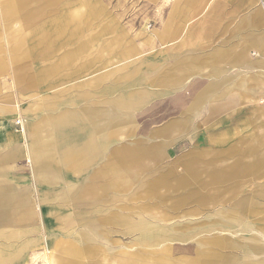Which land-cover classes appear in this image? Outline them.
<instances>
[{
    "label": "rangeland",
    "instance_id": "rangeland-1",
    "mask_svg": "<svg viewBox=\"0 0 264 264\" xmlns=\"http://www.w3.org/2000/svg\"><path fill=\"white\" fill-rule=\"evenodd\" d=\"M14 1L0 0V58L5 61L0 71V105L12 110L4 117L7 127L2 131L0 154L16 150L19 153L1 170L0 180L5 179L27 197L32 196L33 201L36 199L33 190L49 193L54 189L37 185L32 178L24 140L20 136L25 116H20L18 110L30 103L35 106L49 103L72 110H79L87 103L100 105L113 93L106 90L122 85L124 74L142 68L139 59L154 56L155 61L159 50L165 51L167 63L189 53L201 59L213 49L226 50L238 42L237 37L252 33L254 26H250V20L254 14L262 17L264 23V0L177 3L176 12L185 11L187 22L176 37L159 46L149 43V38L158 31L160 14L166 16L174 0H37L28 2L22 10H15L12 17L8 16V10L3 14L7 4L13 7ZM78 11L85 25L74 32L70 19L63 18ZM62 21H67L65 29L57 32L62 28L59 24ZM116 33H123L135 46V55L119 58L116 51L100 48ZM95 34L99 35L95 45H90L70 67L33 82V75L72 50L74 44L89 41L86 38ZM52 46L57 49L54 55L48 53ZM246 53L248 60L255 58L253 50ZM11 58H15L16 63H9ZM217 67L230 68L223 61ZM206 71L207 68L176 85H168L162 94L149 97L142 107L131 111L134 124L105 147L111 150L129 142L156 143L155 130L180 123L185 118L184 127L177 133H170L168 145L161 150L153 167L171 171L178 179L182 178V184H175L173 175L175 178L168 177L166 183L151 182V193L130 190L114 199L108 192V198L86 204L33 203L34 212L39 213L37 222L55 227L59 226L57 217L111 209L128 215L135 225L129 230L117 227L110 237L118 241L113 249L122 257L147 253L152 256L165 254L168 260L177 259V264H264V92L258 90L264 84V65L255 71L257 73H252L253 77L258 76L260 83L253 88L255 94L239 98L234 88L220 89L217 95L205 97L198 112L186 113L190 95L204 88L206 81L200 75ZM251 77L246 78L248 84L253 83ZM243 78L237 76L234 82ZM156 88L153 85L148 89L151 92ZM69 101L73 102L72 106L68 105ZM26 117L33 120L29 115ZM83 141L80 137L75 145ZM256 143H259L256 149L243 150L246 145ZM199 153L203 155L201 161L211 165L209 168L195 165L196 160L190 155ZM102 161L100 159L78 175L62 171V180L77 184ZM144 164L152 168L154 162ZM255 165L259 166V171ZM47 213L50 216L45 215ZM57 226L60 231H51L50 235L62 239L74 238L81 229L80 225L66 229ZM145 227L151 229V241L146 246L138 238L146 232ZM5 229L0 215V264H48L41 242L43 229L27 233L24 226H19L15 230H20V234L14 237L7 233L4 239L2 230ZM158 241L160 245L155 244ZM97 249L76 264L114 263L110 254L106 255L99 246ZM48 251V254L53 253V249Z\"/></svg>",
    "mask_w": 264,
    "mask_h": 264
},
{
    "label": "crops",
    "instance_id": "crops-1",
    "mask_svg": "<svg viewBox=\"0 0 264 264\" xmlns=\"http://www.w3.org/2000/svg\"><path fill=\"white\" fill-rule=\"evenodd\" d=\"M191 2H193V0H174L171 11L166 16L160 14L158 31L153 33L149 43H157L159 46H162L166 40L176 37L183 28V25L187 22L185 11L181 10V12H176V7H178L177 3L189 4ZM261 18L262 17L258 14L252 16L250 20V26H254L252 33L243 37L240 36L241 38L237 37L238 42L226 50L219 48L213 49L208 55L203 56L201 59H197L194 53H189L183 57H176L174 60L167 63L165 62L166 53L164 50H159L157 53L158 59L155 61L153 58L154 56L142 58L143 60L139 59L141 63H139V66H142V72L140 73V68L129 70L123 75L124 82L121 85L122 87L118 86L116 90H107L109 94L110 92H114L112 93L113 96L111 95V97L101 101L100 105H91L87 103V105L79 110H72L69 107H54L53 104L49 103H44L39 106L30 103L24 107L21 112L18 110L19 115L25 116L20 136L24 140V151L30 163L32 178L37 185H42L54 190L49 193L48 191L39 193L33 190V193H35L34 196L36 197L35 201H33V199H31L32 196L27 197L21 190H16L15 187L5 179L0 180V215H2V226L7 228L4 231L2 230V238L6 239L8 236L6 235L7 233H10V235L14 237L18 233L20 234V230V232L15 230L19 226H24L28 231L27 233H34L36 230L43 229L44 236H42L41 242L46 252L48 264H76L85 255L97 252V246H99L106 255L110 254L111 260L114 262L113 264H177V259L168 260L165 254H154L153 256L150 254L147 255V253L136 256L127 254L122 257L121 254L115 252L113 246L118 241L112 240L110 237L116 232V228L120 227L129 230V228L132 229L135 226L132 225V221L128 215H121L115 213V211L111 209H104L103 211L97 210V212L91 214L76 215L75 217L71 215L62 218L57 217L56 223L59 224V226H56L59 228L66 229L72 225H80L81 228L75 233L74 238L62 239L50 235L51 231H60L56 226L51 227L50 223L37 222L36 215H39V213L34 212L33 203L44 204L50 201H56L67 205H69V203L75 204L76 202L86 204L87 201L96 203L100 201V198H108V192L114 199L118 197L117 195L123 193L128 194L130 190L131 192L148 191L151 193V182L166 183L167 178L173 175L176 177L174 181H178V184H180L182 178L178 179L176 174L172 175V172L169 170H155L153 167L156 165V159L162 154L161 150L164 146L168 145L167 140H169L170 133H177L180 131L186 124L184 123L186 122L185 118L180 123H172L163 126L161 129L155 130L153 134L158 137L156 143L138 145V142H129L126 145L111 150L106 149L105 145H108L109 142L111 143L117 136L124 135V129L134 124V118L130 114L131 111L142 107L149 97L162 94V91H164L168 85H176L181 80L189 79L196 75V73L200 74V71L202 72L206 68L208 71L200 75V77L204 78L206 81L204 88L196 95H190L189 103L186 105V113L193 114L198 112L203 106L201 104L204 102L205 97L207 95H217L220 89L234 88L239 98L246 95L251 96L253 95L251 94L252 92L255 94L253 88L260 86V83L257 82L258 76L253 77L252 73H257L255 71H258L260 67L264 65V23ZM98 37L99 35L95 34L94 36L86 38L89 41L83 40L74 44L75 46L72 50L58 56L52 65L38 72L36 75H33V82L41 81L43 78H48L47 76L53 75V73L66 70L75 59L84 54L90 45H95ZM127 42L128 40L123 33L119 35L116 33L112 38L105 41L100 48L116 51L119 58L131 57L135 55L136 48L131 42ZM55 47L56 46H52L51 49L48 50V53L51 52L54 55L57 50ZM78 49L80 50L78 54L73 55ZM249 49L253 50L255 55V58L252 60L246 58V51ZM16 61L15 58H11L9 63L13 64L16 63ZM222 61L230 66V68H227V70L218 68L217 65ZM4 64L5 61L0 58V71L2 67H4ZM144 64L147 66H144ZM83 65L84 64L79 65L80 67L78 69H81ZM231 68H235L234 71H230ZM78 69L74 70L81 71ZM240 75L245 78H243V80L237 79L238 81L234 82V79ZM247 77L252 78V84L247 83ZM153 85H156L157 88L150 92L148 88ZM258 90L264 92L263 83L262 87H259ZM29 102H31V100ZM68 105L72 106L73 102L69 101ZM2 106L3 105H0V116L2 117V122L0 124V142H2V131H4V127H7V121L4 117L12 112L9 107ZM28 110H30V112ZM27 115L33 117V120L28 119L26 117ZM52 118H55L58 123H56L55 119L51 121L53 120ZM62 118L64 121H62ZM80 137L84 139V143L82 142L75 145L76 140ZM105 137L108 138L106 139ZM4 140L6 141L7 139L5 138ZM75 146H77V148H75ZM80 147L83 149L80 150ZM18 153L19 152L16 150L0 154V172L3 168L7 167L10 161L14 160ZM72 153H74V155ZM95 154L97 157H95ZM59 155L62 156L60 157ZM190 157L193 161L196 160V166H206L207 168L211 166L209 163L204 164L201 161V157H203L202 153L193 154L190 155ZM100 159L103 160L102 163L91 170L88 176L81 182L72 184L62 180V171H68L74 175H78L81 174V172H85L86 169L88 170V166L91 167ZM149 161L154 162L152 168L144 164V162ZM182 165L185 166L186 164L183 163ZM174 176L173 179L175 178ZM140 184L142 185L140 186ZM45 215L50 216L48 213ZM47 219H50V217ZM145 230L146 232L144 234L138 236L139 240L144 243V246L151 241V229L146 228ZM61 234L65 235L66 233ZM155 244L160 245L161 241ZM71 246L77 247L83 254L72 255L69 252ZM104 247L106 248L104 249ZM49 249H53V253L48 254ZM117 255L121 257H119V259L114 258ZM108 262L111 261L108 259ZM3 263L6 262L3 261Z\"/></svg>",
    "mask_w": 264,
    "mask_h": 264
},
{
    "label": "bare ground",
    "instance_id": "bare-ground-1",
    "mask_svg": "<svg viewBox=\"0 0 264 264\" xmlns=\"http://www.w3.org/2000/svg\"><path fill=\"white\" fill-rule=\"evenodd\" d=\"M30 1H37V0H15L14 1V3H13V7H11V4H7V6H6V8L3 10V14H5V12H7V10H8V16L9 17H12V13H16V11H18V10H22V9H24V6H26L27 5V3L28 2H30ZM16 10V11H15ZM100 10H102V9H100ZM100 12V11H99ZM82 13L81 12H74L73 14H68V16H66V17H64L63 19H65V18H67V19H70V22H72V29L74 30V32H79L80 30H82L83 29V26L85 25V21L82 19V18H80L82 15H81ZM24 16H25V14H23ZM28 15H26L25 17H27ZM66 22L67 21H62L61 23H59L60 24V27H62V28H59V29H57L56 31L57 32H60V30H64L65 29V26L64 25H66ZM63 30L61 31V32H63ZM159 34V33H158ZM241 38V37H240ZM149 40H150V38H149ZM156 41V40H155ZM240 41V40H239ZM242 41V40H241ZM244 43V42H243ZM19 44H21L22 45V42H19ZM245 44V43H244ZM80 50L78 49V50H76L74 53H73V55H75V54H78V52H79ZM164 55V54H163ZM160 56V55H159ZM72 57H74V56H72ZM150 57V56H149ZM148 57V58H149ZM162 57V56H161ZM263 57V56H262ZM144 59V58H143ZM142 59V60H143ZM141 60V61H142ZM146 60V59H145ZM148 60V59H147ZM159 61V60H158ZM161 61V60H160ZM254 61V60H253ZM149 62V61H148ZM155 63V62H154ZM253 63V62H252ZM251 63V64H252ZM141 64V63H140ZM148 64V63H147ZM160 64H162V63H160ZM158 65H159V63H158ZM144 66H147V65H145L144 64ZM141 67V66H140ZM157 67V66H156ZM158 69V68H157ZM256 69V68H255ZM144 70V69H143ZM147 71H148V69H147ZM150 71V70H149ZM161 71V70H160ZM154 73V72H153ZM145 74V73H144ZM142 75V74H141ZM150 76V75H149ZM144 77V76H143ZM136 81V80H135ZM137 82V81H136ZM131 83V82H130ZM140 83V82H139ZM138 83V84H139ZM147 83V82H146ZM133 84V83H132ZM148 84H149V82H148ZM131 86V85H130ZM119 87H122V86H119ZM132 87V86H131ZM126 88V87H125ZM124 88V89H125ZM129 88V87H128ZM130 89V88H129ZM116 90V89H115ZM122 90H123V88H122ZM107 91V90H106ZM116 92V91H115ZM111 93V92H110ZM114 93V92H113ZM113 96V95H112ZM111 97V96H110ZM192 100V99H191ZM3 107V106H2ZM5 107V106H4ZM10 109V108H9ZM27 109H28V107H27ZM61 110V109H60ZM29 112H30V110H28ZM27 111V112H28ZM8 112V111H7ZM20 112H21V110H20ZM67 112H68V110H67ZM69 112H70V109H69ZM73 112V111H72ZM76 112V111H75ZM74 112V113H75ZM23 113V112H22ZM21 113V114H22ZM26 113V112H25ZM64 113V112H63ZM65 113H66V111H65ZM41 114V113H40ZM43 114V113H42ZM61 114V113H60ZM70 114V113H69ZM39 115V114H38ZM49 115V114H48ZM57 115V114H56ZM59 115V114H58ZM71 115V114H70ZM21 116V115H20ZM23 116V115H22ZM30 116V115H29ZM50 116V115H49ZM64 116V115H63ZM80 116V115H79ZM56 117V116H55ZM50 118V117H49ZM57 118V117H56ZM64 118H65V116H64ZM53 119V118H52ZM55 119V118H54ZM54 119L53 120H51V121H54ZM58 119V118H57ZM75 119H76V116H75ZM59 120V119H58ZM71 120V119H70ZM50 121V122H51ZM55 121H56V119H55ZM62 121H64V119L62 118ZM67 121V120H66ZM77 121V120H76ZM59 122H61V121H59ZM67 122H69V121H67ZM72 122V121H71ZM82 122H84V121H82ZM5 123H6V121H5ZM56 123H58V121H56ZM63 123V122H62ZM50 124V123H49ZM65 124H66V122H65ZM77 126V125H76ZM85 126V125H84ZM131 126V125H130ZM82 128V127H81ZM68 129V128H67ZM75 131H76V129H75ZM78 131V130H77ZM123 131V130H122ZM125 131V130H124ZM76 133V132H75ZM83 133V132H82ZM119 133V132H118ZM124 133V132H123ZM68 134V133H67ZM89 134V133H88ZM121 134H122V132H121ZM60 135V134H59ZM86 135H87V133H86ZM90 135H91V133H90ZM103 135V134H102ZM106 136V135H105ZM110 136V135H109ZM69 137V136H68ZM91 137V136H90ZM96 137V136H95ZM54 138V137H53ZM75 138V137H74ZM82 138V137H81ZM86 138V137H85ZM88 138V137H87ZM93 138V137H92ZM106 138V137H105ZM108 138V137H107ZM106 138V139H107ZM74 140V139H73ZM92 140V139H91ZM114 140V139H113ZM67 141V140H66ZM93 141V140H92ZM100 141H101V139H100ZM86 142V141H85ZM97 142V141H96ZM74 143V142H73ZM84 143V142H83ZM99 143V142H98ZM104 143H107V142H104ZM103 143V144H104ZM110 143V142H109ZM108 143V144H109ZM102 144V143H101ZM257 144H259V143H256V144H251V145H246V147H244V149L243 150H251V149H256V147H255V145H257ZM55 145V144H54ZM84 145V144H83ZM95 145V144H94ZM92 146V145H91ZM96 146V145H95ZM105 146H107V144L105 145ZM104 146V147H105ZM64 147V146H63ZM89 147V146H88ZM70 148V147H69ZM75 148H77V146H75ZM60 149H62V148H60ZM81 149H83V148H81L80 147V150ZM92 149V148H91ZM94 149V148H93ZM97 149V148H96ZM102 149V148H101ZM78 150V149H77ZM105 150V149H104ZM59 151H61V150H59ZM63 151V150H62ZM64 151H66V150H64ZM68 151V150H67ZM69 151H70V149H69ZM71 151H72V149H71ZM84 151V150H83ZM95 151V150H94ZM80 152V151H79ZM82 152V151H81ZM91 152V151H90ZM98 152H99V150H98ZM108 153V152H107ZM56 154H57V152H56ZM60 154V153H59ZM68 154V153H67ZM71 154V153H70ZM73 155H74V153H72ZM81 154H83V153H81ZM88 154V153H87ZM66 155V154H65ZM103 155V154H102ZM57 156V155H56ZM60 156V155H59ZM62 156V155H61ZM60 156V157H61ZM78 156V155H77ZM100 156V155H99ZM64 157V156H63ZM71 157V156H70ZM76 157V156H75ZM91 157V156H90ZM95 157H97L96 156V154H95ZM74 158V157H73ZM93 158V157H92ZM72 159V158H71ZM79 159V158H78ZM96 159V158H95ZM63 160V159H62ZM90 160V159H89ZM97 160V159H96ZM72 161V160H71ZM92 161V160H91ZM94 161V160H93ZM59 162V161H58ZM77 162V161H76ZM90 162V161H89ZM64 163V162H63ZM67 163V162H66ZM74 163V162H73ZM60 164V163H59ZM65 164V163H64ZM67 164H69V163H67ZM87 164V163H86ZM93 164V163H92ZM91 164V165H92ZM62 165V164H61ZM71 165V164H70ZM77 165H78V163H77ZM81 166V165H80ZM66 167V166H65ZM68 167H69V165H68ZM67 167V168H68ZM75 167V166H74ZM79 167V166H78ZM87 167V166H86ZM89 167V166H88ZM255 168H256V171H259V166L258 165H255L254 166ZM84 168V167H83ZM63 169H64V167H63ZM72 171H73V169H72ZM68 172V171H67ZM82 173V172H81ZM183 182V181H182ZM182 182L180 183V184H182ZM175 184H177L178 183V181L176 182H174ZM73 184V183H72ZM71 184V185H72ZM86 184V183H85ZM64 185V184H63ZM66 185H68V184H66ZM75 185V184H74ZM72 187V186H71ZM175 191V190H174ZM72 194V193H71ZM69 201V200H68ZM243 229V228H242ZM241 231V230H240ZM245 231V230H244ZM75 246V245H74ZM74 246H71L70 248H69V252L72 254V255H77V254H83V252H81L80 251V249H78L77 247H74ZM169 248V247H168ZM156 249V248H155ZM157 250V249H156ZM165 259V258H164ZM149 262V261H148ZM154 262V261H153ZM199 261L198 260H196V263H198ZM150 263V262H149ZM7 264V263H6Z\"/></svg>",
    "mask_w": 264,
    "mask_h": 264
}]
</instances>
